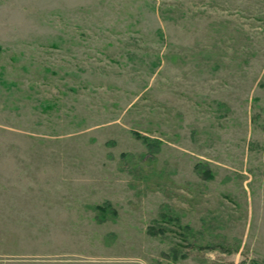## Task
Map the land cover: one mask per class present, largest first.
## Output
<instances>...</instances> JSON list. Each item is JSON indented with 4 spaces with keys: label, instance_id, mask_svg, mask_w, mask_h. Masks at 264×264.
<instances>
[{
    "label": "rangeland",
    "instance_id": "374dc122",
    "mask_svg": "<svg viewBox=\"0 0 264 264\" xmlns=\"http://www.w3.org/2000/svg\"><path fill=\"white\" fill-rule=\"evenodd\" d=\"M0 264H264V0H0Z\"/></svg>",
    "mask_w": 264,
    "mask_h": 264
}]
</instances>
